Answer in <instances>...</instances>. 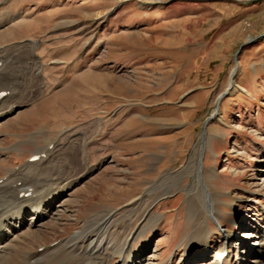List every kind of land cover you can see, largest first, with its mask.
<instances>
[{"label":"rangeland","instance_id":"374dc122","mask_svg":"<svg viewBox=\"0 0 264 264\" xmlns=\"http://www.w3.org/2000/svg\"><path fill=\"white\" fill-rule=\"evenodd\" d=\"M22 47L42 87L28 96L18 59L0 79L15 107L0 121V180L39 148L36 162L54 148L51 170L76 180L51 219L15 238L8 264L91 232L109 209L111 244L139 232L131 249L153 264H215L224 238L222 264H254L238 239L264 227V0H0V51ZM199 224L206 235L192 239Z\"/></svg>","mask_w":264,"mask_h":264},{"label":"bare ground","instance_id":"6f19581e","mask_svg":"<svg viewBox=\"0 0 264 264\" xmlns=\"http://www.w3.org/2000/svg\"><path fill=\"white\" fill-rule=\"evenodd\" d=\"M22 49V52L11 49L0 51V79H3L4 71L6 70L7 72L10 68L9 65L15 62L16 59L23 61L27 66V74L26 77L22 76L24 78L22 82L26 84V88L28 87L27 94L31 97L38 93L42 87V78L38 72L40 65L39 62L33 59L32 48L22 47ZM6 87L8 88L7 84L2 88ZM0 91L2 90L0 89ZM8 97L10 96L8 95ZM10 104L11 101L8 98L5 99L3 97L0 99V121L14 112L15 107H10ZM42 150L44 149L39 148L37 154L40 152V155H45V152ZM50 151L52 155L48 156V161L44 166L46 165L51 170L56 168L55 164L58 163L59 153L54 148L50 149ZM44 166L42 167L40 161L27 162L24 168L19 169L17 172L7 174L6 177L0 180V264H8L11 261L12 245L22 230L34 228L38 223L46 219H51L58 212L65 192L72 187L74 180H76L72 172L62 176H59L61 174L57 175V169L51 170V175H48L49 178L47 179V177H44ZM210 176L211 173L209 172L200 174V182L203 186L201 193L206 201L205 204H208L207 211L209 210V215L219 225L218 210L213 205L215 203V196L212 194L206 195L205 193V183L209 180ZM261 179L264 183V174L261 176ZM113 210H107V212L111 211V213L107 216L105 215L101 220H98L99 217L98 219L95 217L86 225L90 226L91 232L89 230L88 232L79 230L80 232L78 234L71 239L68 238L60 241L59 245L57 242H52L38 246V248L42 247L40 248L41 253L37 251L31 252L32 254L25 253L18 264H111L113 256L121 258V264H153L151 260L146 259L139 251L135 252L131 249V241L137 239L135 236H138L139 232L135 236L131 233L128 234L122 243L118 245L111 244L112 240L110 236L112 232L107 223L112 216ZM249 224H245L248 226V230L242 233L238 242L247 252L248 256H251V259H253L252 263L255 264L254 259L258 260L262 256L259 248L261 245L264 246V227L255 228L249 226ZM206 231V226L200 224L195 225L190 237L192 239L201 238L206 235ZM241 237L244 239L241 240ZM59 248H66L69 255L57 258L52 257V260H48L47 257L55 253L57 255ZM215 264L222 263L217 259Z\"/></svg>","mask_w":264,"mask_h":264},{"label":"water","instance_id":"95a60500","mask_svg":"<svg viewBox=\"0 0 264 264\" xmlns=\"http://www.w3.org/2000/svg\"><path fill=\"white\" fill-rule=\"evenodd\" d=\"M217 103H218V102H217ZM208 120H209V119H208ZM208 120H207V121H208ZM207 121H206V122H207Z\"/></svg>","mask_w":264,"mask_h":264}]
</instances>
